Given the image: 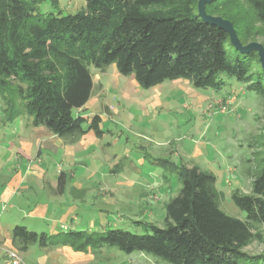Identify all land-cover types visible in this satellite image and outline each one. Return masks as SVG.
<instances>
[{
    "label": "trees",
    "instance_id": "obj_1",
    "mask_svg": "<svg viewBox=\"0 0 264 264\" xmlns=\"http://www.w3.org/2000/svg\"><path fill=\"white\" fill-rule=\"evenodd\" d=\"M198 1L85 0L76 14L43 15L36 0H0V93L10 115L17 112L12 97L18 96L34 126H44L68 143L89 131L102 137L101 116L86 118L74 111L92 97L91 68L105 71L111 65L147 90L185 80L194 88L218 91L224 86L220 76L226 74L264 100V69L255 67L260 65L257 53L237 51L223 29L199 17ZM244 1L252 20L264 25V0ZM226 2L231 4L215 0L206 6L207 13L230 21L242 44H249L254 37L250 25L238 21ZM262 163L252 194L238 190L232 195L246 221L221 210L214 174L184 165L177 172L182 188L166 207L164 228L140 224L145 235L109 230L49 236L17 226L13 242L24 251L63 245L87 253L109 246L154 255L166 264H264V256L245 252L256 239L255 227L264 225V159ZM64 185L61 176L59 186Z\"/></svg>",
    "mask_w": 264,
    "mask_h": 264
},
{
    "label": "rangeland",
    "instance_id": "obj_2",
    "mask_svg": "<svg viewBox=\"0 0 264 264\" xmlns=\"http://www.w3.org/2000/svg\"><path fill=\"white\" fill-rule=\"evenodd\" d=\"M36 1L41 2L39 12L43 15L58 11L64 15L76 14L86 6L85 0ZM230 3L224 5L228 6L227 10L238 21L244 22V26L251 27L254 37L249 44L259 43L264 47V25L252 20L251 7L244 0H230ZM229 54L233 58L231 50ZM255 67H262L261 62ZM91 70L95 79L101 77L106 95L96 101L92 98L82 115L101 116L106 134L103 139L88 144V152L77 155L88 168L76 167L73 170L75 177H69L65 189L57 185L52 189L48 182L42 189L37 182L27 180L16 191L17 196L9 195L6 201H0L2 224L27 225L39 234L74 229L122 230L145 235L144 224L165 227L166 207L180 194L182 185L177 172L184 165H196L214 174L221 210L228 216L246 221V213L234 204L232 195L238 190L245 195L252 194L253 182L263 167L264 100L261 96L226 74L220 76L224 86L218 91L190 85L187 87L190 92L181 91L184 85L173 89L172 81H168L162 88V105L153 115L145 116L143 110L149 104L146 99L158 94L156 88H140L134 76L121 75L115 65L107 68L105 73L93 67ZM126 93H130L132 100L124 96ZM12 98L13 110L21 115L16 120H7L10 107L0 93V199H3L1 192L6 187V180L15 175V172L11 175L7 164L21 147L18 144L14 147L13 141H9L15 138V131L22 130L26 122L23 118L28 116L25 102L18 96ZM108 100L113 101L112 107L118 110L112 117L105 111ZM223 105L227 107L226 112H222ZM74 115H79L77 110ZM36 154L37 150H34L31 162L18 155L19 165L26 167L28 163L37 165L41 161L38 165L47 171L48 181L57 179L61 168L69 171L70 160H64L60 154L44 153L40 159ZM43 204L49 206L50 217H53L45 222L30 220L29 213ZM53 220L58 222L55 230H52ZM64 226L70 230L62 228ZM253 232L256 239L245 252L251 256H264V225L256 226ZM40 251L44 250L38 245L26 251L20 247L0 246V264H15L12 254L18 257V264H36ZM89 255L70 259L69 264H166L154 255L127 254L109 246ZM53 262L49 260L47 264L59 263Z\"/></svg>",
    "mask_w": 264,
    "mask_h": 264
},
{
    "label": "crops",
    "instance_id": "obj_3",
    "mask_svg": "<svg viewBox=\"0 0 264 264\" xmlns=\"http://www.w3.org/2000/svg\"><path fill=\"white\" fill-rule=\"evenodd\" d=\"M102 73H105V72L103 71ZM167 82H165L164 84H162L158 87H155L158 90L157 95L152 96L151 99L150 98L146 99V101H148L149 104H148L147 108H144V110H143V113L145 116H149L151 114L153 115L156 112V109L158 108V106L162 105V98H163V92H164L162 90V88L164 87V85H166ZM172 83H173V85H171V87L173 89H174V87H176L178 85H180V86L184 85L181 88V91L187 90L190 92L189 88H187V87H189V85L192 86L189 82H187V81L183 82V80L172 81ZM138 86H135V87H138ZM105 91L106 90L104 89V86L101 83V77H97V79L94 78L93 94H92V97L89 100V102L92 100V98H94V101H96L97 99L103 98L106 95ZM124 96L127 99L132 100V96L130 95V93L129 94L126 93ZM172 99H174V97H172ZM107 102L110 105L108 106L107 103L105 104V111H106V114L108 116L112 117L113 112L114 111L118 112V110H116L112 107L113 101L108 100ZM138 102H140V101H138ZM88 103H87V105H88ZM85 107L77 110L79 113V116L90 118L86 115H82L83 112H85V110H86ZM4 113H6V112H4ZM6 115L8 117L7 120H16L15 118H19L21 114L20 115L15 114L12 116V115L7 113ZM23 119L26 122L23 123L22 130L21 131H15V133H14L15 138H13L9 141V142L13 141L12 145L14 147L16 146L15 144H18L21 147L16 152V154H14V153L12 154V156L10 158L11 160H9V162L7 164V168H9V172L11 173V175H13L14 172H15V175L6 180V182H7V183H5L6 187L1 192V196L3 197V199H0V201H6L9 195L10 196L11 195L17 196L18 193L16 194V191L18 190V188H20V186L23 183L27 182V180L29 182H37L38 185L42 186V189H45L46 183L48 182L47 184H49L50 188L55 189L56 185L58 187H60L59 186L60 177L63 176L64 180H65V185L62 189H65V186L67 184L69 177L70 176L75 177L73 170L76 167L83 166V167L88 168V165L84 161L77 159V155L81 152H88V148H89L88 144H92V142L97 141V139H100V140L103 139L105 134H106L102 128V123H103V119H102L101 129L104 132L102 137H98V135L94 131H89L79 141H77L74 144H71V143H68L63 138H60V137L52 134L44 126H38V127L34 126L33 118H31L29 115ZM106 121H107V119H106ZM34 150H37L36 156L39 159L41 158V156L44 153L49 154V155H59L60 154L64 160L69 159L71 162L70 165H68V167H67V169H69V171H65V169L61 168L59 170V176H57V179H54L53 181H48L49 176L47 174V171L45 169L41 168L40 165H38V164H40L41 161H39L37 165H34V162H33V164L28 163V165L26 167L20 166L19 165L20 160H19L18 155H20L21 157H26L31 162V160L33 159L32 155H33ZM194 166L198 167L196 165H187V167H194ZM50 216H51V214L49 212V206L44 205V204L43 205H37L32 210V212H30L28 215L30 220L35 221V222H45L48 219L53 217V216L52 217H50ZM68 217H66V218H68ZM52 222H53V226H52L53 229L52 230H55L57 228L58 222H57V220H53ZM17 226H22V227H25L30 232L38 233L37 231L30 230L27 225H18L17 223H15L14 225H4L0 222V246H2L3 248H14V249L18 248L17 246H15V244L13 242V229ZM62 228H64L65 230H70L69 228H67V226H64ZM73 230H70V231H73ZM70 231H68V232H70ZM81 231H86V230H81ZM87 232H100V231H87ZM43 233H45L49 236H56V235H58L60 233H64V232L55 233L53 231V234H48L46 232H43ZM40 249L44 250V251L37 252L41 256L36 258V261H35L36 264H47L49 262V260H51L52 262L53 261L59 262L58 264H60V263L69 264L70 259L76 260V258H80V256H83L85 254L89 255L90 253H93V251H91V250L88 251L87 253L77 252L73 248H71L70 246H63V245L56 246V247H48V248H41L40 247ZM30 250L28 252H26V254L29 253ZM88 257H90V255Z\"/></svg>",
    "mask_w": 264,
    "mask_h": 264
},
{
    "label": "water",
    "instance_id": "obj_4",
    "mask_svg": "<svg viewBox=\"0 0 264 264\" xmlns=\"http://www.w3.org/2000/svg\"><path fill=\"white\" fill-rule=\"evenodd\" d=\"M215 0H199L198 2V14L199 17L211 25H215L223 29L229 36L231 44L234 48L242 54H250L255 52L258 54L262 68L264 69V47L259 43H250L243 45L240 41L237 32L233 24L225 20L222 17L209 15L206 11V6L214 2Z\"/></svg>",
    "mask_w": 264,
    "mask_h": 264
},
{
    "label": "built area",
    "instance_id": "obj_5",
    "mask_svg": "<svg viewBox=\"0 0 264 264\" xmlns=\"http://www.w3.org/2000/svg\"><path fill=\"white\" fill-rule=\"evenodd\" d=\"M221 109H222V112H226L227 111L226 105H223V107ZM12 256L14 257L13 258L14 262L16 261L15 264H18V262H17V261H19L18 257L15 254H12Z\"/></svg>",
    "mask_w": 264,
    "mask_h": 264
}]
</instances>
